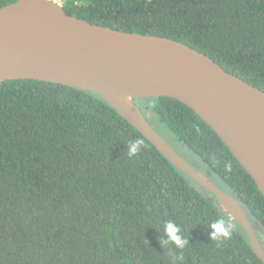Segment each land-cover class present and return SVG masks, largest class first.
<instances>
[{"label":"trees","instance_id":"obj_1","mask_svg":"<svg viewBox=\"0 0 264 264\" xmlns=\"http://www.w3.org/2000/svg\"><path fill=\"white\" fill-rule=\"evenodd\" d=\"M61 6L92 25L183 43L264 92V0ZM133 101L179 156L235 200L264 247V197L213 130L174 99ZM135 139L144 148L130 158ZM218 217L232 225L231 239L211 241ZM166 220L188 239L179 264H264L214 197L103 98L48 81L0 84V264H172L181 253L160 243Z\"/></svg>","mask_w":264,"mask_h":264},{"label":"water","instance_id":"obj_2","mask_svg":"<svg viewBox=\"0 0 264 264\" xmlns=\"http://www.w3.org/2000/svg\"><path fill=\"white\" fill-rule=\"evenodd\" d=\"M78 70L83 85L45 78V68ZM41 72V77L36 74ZM38 80L94 93L108 102L172 165L217 204L229 200L253 252L264 247L240 206L176 153L147 123L133 99L171 98L190 108L221 139L264 197V92L226 72L208 56L164 37L122 32L69 16L54 0H17L0 8V84ZM130 94L139 117L115 93Z\"/></svg>","mask_w":264,"mask_h":264},{"label":"clouds","instance_id":"obj_3","mask_svg":"<svg viewBox=\"0 0 264 264\" xmlns=\"http://www.w3.org/2000/svg\"><path fill=\"white\" fill-rule=\"evenodd\" d=\"M144 148V141L135 139L130 141L127 145V155L136 157ZM209 236L211 241H223L231 239L233 227L230 223L226 222L223 218H216L208 225ZM163 246H174L175 249L180 251V255L173 254L172 264H179L183 261V249L188 246V239L185 237L180 225L173 220H166L163 224V236L160 240ZM171 250V249H170Z\"/></svg>","mask_w":264,"mask_h":264},{"label":"bare ground","instance_id":"obj_4","mask_svg":"<svg viewBox=\"0 0 264 264\" xmlns=\"http://www.w3.org/2000/svg\"><path fill=\"white\" fill-rule=\"evenodd\" d=\"M37 77H41V72L36 74ZM45 78L73 86L83 85L82 75L78 70L69 69L62 66H52L45 68ZM115 99L119 107L128 114H134L139 117L133 101L131 100L130 94L126 92L115 93ZM218 206L227 212L232 218L238 219V211L235 206L229 200H224L218 203Z\"/></svg>","mask_w":264,"mask_h":264},{"label":"rangeland","instance_id":"obj_5","mask_svg":"<svg viewBox=\"0 0 264 264\" xmlns=\"http://www.w3.org/2000/svg\"><path fill=\"white\" fill-rule=\"evenodd\" d=\"M55 2H57L58 4H60V5H62V0H54ZM157 124V123H156ZM151 125L154 127V128H157V129H159L158 127H159V125H158V127L155 125V123H154V121H152L151 122ZM160 130V133H164V131H162V129H159ZM158 132V131H157ZM160 136V135H159ZM161 137V136H160ZM173 148V147H172ZM175 152H176V150L175 149H173ZM259 228H257V233H259Z\"/></svg>","mask_w":264,"mask_h":264}]
</instances>
